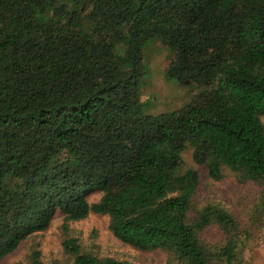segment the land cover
I'll return each instance as SVG.
<instances>
[{
	"label": "trees",
	"instance_id": "obj_1",
	"mask_svg": "<svg viewBox=\"0 0 264 264\" xmlns=\"http://www.w3.org/2000/svg\"><path fill=\"white\" fill-rule=\"evenodd\" d=\"M152 40L172 52L167 77L200 89L178 109L141 99ZM263 116L264 0H0V259L60 210L107 214L120 241L168 264H242L223 205L190 219L199 173L182 152L212 178L229 167L264 184ZM214 223L224 243L200 238ZM64 245L72 264H136Z\"/></svg>",
	"mask_w": 264,
	"mask_h": 264
},
{
	"label": "rangeland",
	"instance_id": "obj_2",
	"mask_svg": "<svg viewBox=\"0 0 264 264\" xmlns=\"http://www.w3.org/2000/svg\"><path fill=\"white\" fill-rule=\"evenodd\" d=\"M171 58V50L159 41L152 40L144 46L147 71L140 96L152 113L178 109L192 101L200 90L167 77L166 69ZM182 156L183 168L195 169L199 173L190 219L207 203H220L239 223L244 238L242 264H264V184L229 167L223 168L222 177H210L206 166L195 162L190 145ZM101 196L102 191L97 188L87 193L91 204L99 201ZM199 236L208 244H220L225 242L227 233L214 223L200 231ZM70 237L79 240L83 251L101 257L136 264H168L167 255L162 250H142L120 241L110 228L109 215L91 211L84 218L69 219L60 210H56L46 230L28 236L16 250L0 259V264H29L35 257L42 264H72L74 257L64 245Z\"/></svg>",
	"mask_w": 264,
	"mask_h": 264
}]
</instances>
